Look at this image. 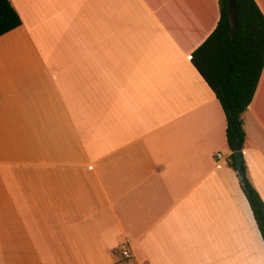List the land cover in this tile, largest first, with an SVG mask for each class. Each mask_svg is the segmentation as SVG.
<instances>
[{
    "label": "crops",
    "instance_id": "0c3cea01",
    "mask_svg": "<svg viewBox=\"0 0 264 264\" xmlns=\"http://www.w3.org/2000/svg\"><path fill=\"white\" fill-rule=\"evenodd\" d=\"M10 2L0 264H123V243L134 264H264L225 113L191 62L218 0ZM243 122L264 202V66Z\"/></svg>",
    "mask_w": 264,
    "mask_h": 264
},
{
    "label": "trees",
    "instance_id": "16d2710c",
    "mask_svg": "<svg viewBox=\"0 0 264 264\" xmlns=\"http://www.w3.org/2000/svg\"><path fill=\"white\" fill-rule=\"evenodd\" d=\"M235 26L227 0H218L220 17L210 35L192 53L191 62L214 92L226 117V140L231 153L228 165L236 170L235 152L246 139L243 113L250 104L264 66V16L254 0H235ZM10 0H0V36L20 26ZM242 191L264 241V202L242 163Z\"/></svg>",
    "mask_w": 264,
    "mask_h": 264
},
{
    "label": "water",
    "instance_id": "95a60500",
    "mask_svg": "<svg viewBox=\"0 0 264 264\" xmlns=\"http://www.w3.org/2000/svg\"><path fill=\"white\" fill-rule=\"evenodd\" d=\"M236 2L235 0H227V11L229 15V20L232 26H235L234 14H235ZM235 161L237 165V176L241 184H244V173L242 171L243 155L242 150L235 152Z\"/></svg>",
    "mask_w": 264,
    "mask_h": 264
},
{
    "label": "built area",
    "instance_id": "2783aa9c",
    "mask_svg": "<svg viewBox=\"0 0 264 264\" xmlns=\"http://www.w3.org/2000/svg\"><path fill=\"white\" fill-rule=\"evenodd\" d=\"M220 156L221 154L217 153V157ZM117 254L119 255L118 262H122L123 264H134L133 255L128 244H121L117 249Z\"/></svg>",
    "mask_w": 264,
    "mask_h": 264
}]
</instances>
